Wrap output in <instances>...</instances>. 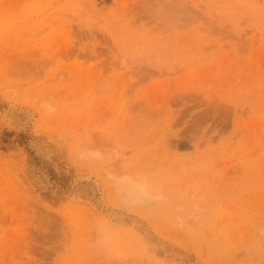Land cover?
I'll return each mask as SVG.
<instances>
[{
	"label": "rangeland",
	"instance_id": "rangeland-1",
	"mask_svg": "<svg viewBox=\"0 0 264 264\" xmlns=\"http://www.w3.org/2000/svg\"><path fill=\"white\" fill-rule=\"evenodd\" d=\"M0 264H264V0H0Z\"/></svg>",
	"mask_w": 264,
	"mask_h": 264
}]
</instances>
